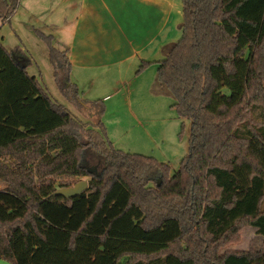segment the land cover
<instances>
[{
	"label": "trees",
	"instance_id": "1",
	"mask_svg": "<svg viewBox=\"0 0 264 264\" xmlns=\"http://www.w3.org/2000/svg\"><path fill=\"white\" fill-rule=\"evenodd\" d=\"M182 5V36L164 48L154 85L173 98L180 136L188 124V153L175 174L108 143L103 101L81 99L67 53L50 36L37 32L55 81L96 124L55 102L28 74L25 53L0 41V260L264 264V251L230 248L247 227L264 237V166L249 147L254 140L264 147V0ZM15 9L14 0H0V19ZM151 65L143 62L138 74ZM88 150L97 156L88 159ZM90 159L102 161L100 172H89ZM235 164L249 168L245 189ZM84 178L81 195H55Z\"/></svg>",
	"mask_w": 264,
	"mask_h": 264
},
{
	"label": "crops",
	"instance_id": "2",
	"mask_svg": "<svg viewBox=\"0 0 264 264\" xmlns=\"http://www.w3.org/2000/svg\"><path fill=\"white\" fill-rule=\"evenodd\" d=\"M22 3V31L17 26L14 29L18 41L13 48H22L31 64L38 61L33 45L41 50L47 72L43 79L50 80V84H45L50 95L59 94L68 102L55 81L49 47L37 32L50 36L56 49L66 51L72 66L70 81L77 86L83 101L101 100L106 112L120 106L134 114L130 117L135 127L145 130L158 117L162 118L164 110L160 112L154 85L158 63L165 58L164 48L182 36L179 28L183 20L182 0H24ZM4 40L3 37L1 42ZM143 62L152 65L138 74ZM57 103L86 123L94 125L98 121L88 114L84 116L83 112L78 114L69 102L66 105L57 99ZM4 188L0 183V190Z\"/></svg>",
	"mask_w": 264,
	"mask_h": 264
},
{
	"label": "rangeland",
	"instance_id": "3",
	"mask_svg": "<svg viewBox=\"0 0 264 264\" xmlns=\"http://www.w3.org/2000/svg\"><path fill=\"white\" fill-rule=\"evenodd\" d=\"M22 1L24 0H14L16 9L13 15L9 18L11 22H8L7 20V22L4 23L0 19V41L3 40V37L5 38L2 44L8 50L11 49L10 47L13 48L15 42L18 41L13 34L16 26L22 31L21 16L24 11ZM17 34L20 33L17 32ZM33 47L35 48L33 52H35L36 55L34 56L38 61L35 59L37 62L35 63V61H33L29 69L27 68V72L30 76L36 77L43 86H46L50 84V80L43 79L44 76L47 75L46 65L42 60L43 55L40 49L34 45ZM16 48L20 47H15L12 50H15ZM52 94V98L55 96L64 104H68V102H65L62 97H59V94ZM156 96L159 97V108H161L160 112L162 110H164V112H162V118L158 117L157 121L152 123V125L149 126L147 130H145L144 127H135L134 121L130 117V114H134L132 112H127L126 109L120 106L114 111L112 109L106 112L105 109L104 114L101 116V120L105 115V112L106 115L104 116L103 122L101 123L105 128L104 135L106 140L108 143L110 142L112 144L115 150H120L130 154L154 157L159 162L168 165L171 168V174H175L179 171L181 162L188 153V124L184 134L180 136L182 121L178 118L177 112H175V110L171 107V105L174 104L173 98L168 95L158 93H156ZM57 99H54L56 100L55 102H57ZM78 114L82 113L80 112ZM83 115L85 116L86 113H83ZM146 133L148 134V138H146ZM249 147L251 151L260 159L264 166V147L262 144L259 141L254 140L250 143ZM86 156L89 159L90 157H96L97 155H95L91 150H88L86 152ZM231 157L232 156L229 154L226 158L233 160ZM88 167L89 169H96L94 173H97L102 170L103 163L99 160L90 159L88 160ZM235 169L236 174L240 179L242 188L245 189L250 184L249 168L244 165L235 164ZM88 179L89 178H84L81 181H88ZM242 193L243 190L239 192V196H241ZM230 248L239 251H249L250 249L264 251V237L258 236L255 229L247 227L242 233L241 242L238 244H233ZM0 264L10 263L0 260Z\"/></svg>",
	"mask_w": 264,
	"mask_h": 264
},
{
	"label": "water",
	"instance_id": "4",
	"mask_svg": "<svg viewBox=\"0 0 264 264\" xmlns=\"http://www.w3.org/2000/svg\"><path fill=\"white\" fill-rule=\"evenodd\" d=\"M96 169H90L89 172L94 173ZM158 184H161V179L158 180ZM88 188L87 181H80L75 186L70 188H65L59 190L57 193H55L56 196H61L66 199H73L79 195H81L83 192H85Z\"/></svg>",
	"mask_w": 264,
	"mask_h": 264
}]
</instances>
